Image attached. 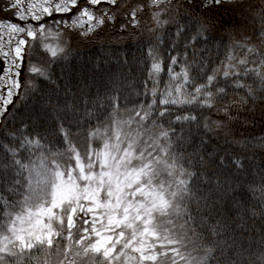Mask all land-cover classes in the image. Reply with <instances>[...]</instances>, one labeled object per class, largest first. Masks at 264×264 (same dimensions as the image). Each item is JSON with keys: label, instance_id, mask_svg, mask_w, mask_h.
Returning a JSON list of instances; mask_svg holds the SVG:
<instances>
[{"label": "snow or ice", "instance_id": "snow-or-ice-1", "mask_svg": "<svg viewBox=\"0 0 264 264\" xmlns=\"http://www.w3.org/2000/svg\"><path fill=\"white\" fill-rule=\"evenodd\" d=\"M0 12V264H264V0ZM141 19L142 93L119 46Z\"/></svg>", "mask_w": 264, "mask_h": 264}, {"label": "trees", "instance_id": "trees-1", "mask_svg": "<svg viewBox=\"0 0 264 264\" xmlns=\"http://www.w3.org/2000/svg\"><path fill=\"white\" fill-rule=\"evenodd\" d=\"M2 12H0V16H2ZM5 15V14H4ZM125 23V20L123 18H120L116 21L117 26ZM144 21L141 19V29H134L130 25L127 28V30L123 33L124 40L120 41L119 46L123 48V53H121L122 56H127L131 60V66L130 70H127V75L130 77L129 84H132L135 86V89L140 91L141 93L144 91V88L142 87V84L144 80L147 77V70L145 61L148 59L147 57V39H148V33L146 28L143 27ZM108 32H113L114 29L109 27L107 29ZM104 41L102 40H83L78 44V47L80 49V57H84L87 55L89 58L92 56H102L105 53L101 51V48L99 45L103 44ZM229 41L227 38L224 39L223 44L228 45ZM75 52V50H74ZM137 58L139 59V63H137ZM224 58V48H220L217 52L216 45L213 44V53H212V60L216 63L219 62V60H222ZM55 67V66H54ZM134 69V70H131ZM59 69L57 68V72ZM27 72V68L25 67V73ZM166 72V70H165ZM38 85L41 83L39 79L35 81ZM149 87H151V84H149ZM161 87H163V83H161ZM129 91H133L132 88L129 89ZM135 95H133V99H135ZM26 104L34 103L33 100L25 101ZM132 105H129L131 107ZM11 107V106H10ZM17 107L20 108L21 111L24 110V108L18 103ZM4 124L3 122L0 123V128H3ZM251 135H254L256 137H264V123L257 122L254 126L251 127L249 130ZM249 133H246L245 135H248ZM81 144H83V141H80Z\"/></svg>", "mask_w": 264, "mask_h": 264}, {"label": "rangeland", "instance_id": "rangeland-1", "mask_svg": "<svg viewBox=\"0 0 264 264\" xmlns=\"http://www.w3.org/2000/svg\"><path fill=\"white\" fill-rule=\"evenodd\" d=\"M4 14H2V16H0V19H3L4 18ZM9 19H12L13 21H15V17L14 16H9L8 17ZM58 18V17H57ZM15 99V98H14Z\"/></svg>", "mask_w": 264, "mask_h": 264}]
</instances>
